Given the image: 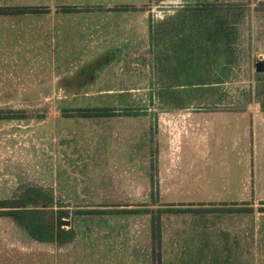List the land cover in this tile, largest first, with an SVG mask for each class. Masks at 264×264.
<instances>
[{"label": "rangeland", "instance_id": "obj_1", "mask_svg": "<svg viewBox=\"0 0 264 264\" xmlns=\"http://www.w3.org/2000/svg\"><path fill=\"white\" fill-rule=\"evenodd\" d=\"M0 9L37 10L0 15V203L13 207L0 205V264H264V205L161 203L162 192L193 194L182 167L157 186L164 165L186 159V121L165 124L162 148V112L263 110L264 0H0ZM163 37L210 41L195 54H207L213 86L192 108L155 106L162 95L188 98L156 91ZM168 46L180 55L188 45ZM23 205H35L39 236L54 227L52 242L6 214Z\"/></svg>", "mask_w": 264, "mask_h": 264}, {"label": "crops", "instance_id": "obj_2", "mask_svg": "<svg viewBox=\"0 0 264 264\" xmlns=\"http://www.w3.org/2000/svg\"><path fill=\"white\" fill-rule=\"evenodd\" d=\"M150 40L148 35L149 48H151ZM181 43L188 45L182 54L165 52V49L169 48L168 45ZM196 44L206 45L210 44V41L206 39L196 41L194 37H171V39L163 37L156 44L157 55H154V59H158L157 66L155 65L156 91L162 94L179 93L188 97L178 101L174 98H164L162 95V98H158L155 102L156 107L192 108L195 106V99L191 97H194L197 91L211 90L213 85L204 79L210 74V69H208V73L205 71L207 67L209 68L205 63L207 54L203 51V58L199 57L203 64L197 69V59L199 58L195 54ZM181 56H187L185 59L188 60V70H180L181 67L176 61H179L178 58ZM202 70L203 72H201ZM200 78L203 79V82L199 81ZM199 107H205V105ZM158 121L157 130L162 148L164 147L165 129H167L165 124H168L169 121L172 124L186 121V159L183 157L179 163L173 159L171 166L166 164L167 167H165L164 165L162 175L169 171L173 174L179 173L182 171L180 169L182 167L187 172L189 189L194 190L193 194L186 199L177 195H165L162 192L165 186L162 183L165 179L163 175L157 184L162 192L161 203L229 205L251 203L264 205V110L259 108L254 110H172L171 112H162ZM172 178L178 179L179 177L175 175ZM185 213L193 215V217L206 215V213L189 210ZM232 214L236 219L238 215H242L238 212ZM202 220L203 223H199V225L202 224L203 251H206V246L210 247L209 231L212 227L209 221H206V217H203ZM236 224L238 225V223ZM190 227L188 235L191 234V230L195 226L192 227L191 224ZM191 235L195 236V232ZM162 246V250L167 251V249L165 250L166 244L163 243ZM186 246L190 251L192 246L188 244ZM180 250L183 251L181 244H173L170 249L172 252Z\"/></svg>", "mask_w": 264, "mask_h": 264}, {"label": "trees", "instance_id": "obj_3", "mask_svg": "<svg viewBox=\"0 0 264 264\" xmlns=\"http://www.w3.org/2000/svg\"><path fill=\"white\" fill-rule=\"evenodd\" d=\"M37 12L36 9H15V10H5V9H0V15H9V14H27V13H35ZM264 110V108H263ZM111 116V115H108ZM3 119L0 116V120ZM6 119H11V118H6ZM1 206H5V208H13L10 207L11 203L9 202H2L0 203ZM29 205H23L21 208L24 209H18V210H11V211H7L6 214L8 216H11L12 218H14L15 220L19 221L28 231L31 235H33L37 241L39 242H52L53 241V237H54V227H51L49 230V236L47 237H43V236H39L38 233L40 231H42L39 222L35 219V215H36V211L34 208L35 205L30 208H28ZM27 209V210H26ZM40 234V233H39Z\"/></svg>", "mask_w": 264, "mask_h": 264}, {"label": "water", "instance_id": "obj_4", "mask_svg": "<svg viewBox=\"0 0 264 264\" xmlns=\"http://www.w3.org/2000/svg\"><path fill=\"white\" fill-rule=\"evenodd\" d=\"M256 72L257 73H264V61H263V58L261 57L260 58V62L256 64ZM61 224L62 225H69V222L68 221H61Z\"/></svg>", "mask_w": 264, "mask_h": 264}]
</instances>
